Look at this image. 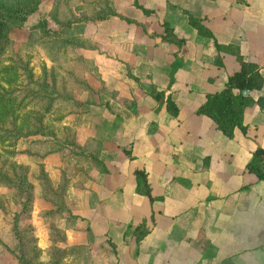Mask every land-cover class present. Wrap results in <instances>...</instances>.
Masks as SVG:
<instances>
[{"label": "crops", "instance_id": "0c3cea01", "mask_svg": "<svg viewBox=\"0 0 264 264\" xmlns=\"http://www.w3.org/2000/svg\"><path fill=\"white\" fill-rule=\"evenodd\" d=\"M136 5L114 0L115 15L70 28L89 40L77 50L93 68L68 122L81 153L100 162L76 156L82 164L66 190L76 218L64 230L62 264H264V183L245 168L252 151L264 149V0ZM187 13L212 36L197 34ZM236 54L263 81L241 92L251 99L245 132L228 138L195 110L239 68ZM166 98L176 115L166 111ZM44 166L57 181L58 155ZM135 170L144 172L151 201L136 192ZM140 225L145 232L136 237ZM49 242L39 229L38 246Z\"/></svg>", "mask_w": 264, "mask_h": 264}, {"label": "rangeland", "instance_id": "374dc122", "mask_svg": "<svg viewBox=\"0 0 264 264\" xmlns=\"http://www.w3.org/2000/svg\"><path fill=\"white\" fill-rule=\"evenodd\" d=\"M0 2L28 9L32 0ZM105 8L114 10V0H38L35 10L18 27L0 31V37L6 34L9 39L0 51V128L17 131L14 136L9 131L8 139L0 137V252L4 254L0 264L10 260L52 264L59 259H52L55 247L64 254V230L76 218L67 207L66 190L70 173L82 162L75 156L76 148L65 142L72 134L75 140L68 121L79 107L71 111L69 101L60 102L58 95L79 93V76L84 80L85 73L93 68L86 59L85 65L76 60V54H81L71 47L72 38H80L85 45L89 40L71 34L72 24L78 19L87 21L82 19ZM42 20L48 31L39 26ZM52 146L56 148L50 149ZM56 154L63 168L52 182L44 165ZM39 229L50 241L45 248L38 246ZM9 240L15 243L11 250ZM22 253L25 262L18 260Z\"/></svg>", "mask_w": 264, "mask_h": 264}, {"label": "trees", "instance_id": "16d2710c", "mask_svg": "<svg viewBox=\"0 0 264 264\" xmlns=\"http://www.w3.org/2000/svg\"><path fill=\"white\" fill-rule=\"evenodd\" d=\"M37 3L38 0H32L31 6L28 9H20V8L7 7L0 2V31L12 27H18L22 22H24V20H26L27 16L32 11L35 10ZM133 4L136 5V0H133ZM139 8L142 10V12L146 14L150 12L148 9L144 7L139 6ZM100 10L101 11L96 13L94 16L90 17L92 21L104 19L110 15L116 14L115 11L110 8H105ZM90 18H83L82 20L88 21L90 20ZM187 20L188 23L196 30L197 34L201 36H205L207 38H210L212 36L210 31L206 29L204 25L201 23L200 19L195 18L187 13ZM77 21L79 22L81 21V19H78ZM161 24L163 25L165 36H167L168 40L177 42V39L173 35H170L168 33L169 32L168 26L164 23ZM59 25L61 26L63 24L59 23ZM39 26H41V28H43L44 30L46 26L45 21L44 20L40 21ZM45 30L48 31V29ZM8 42L9 39L6 34L0 37V51L6 46ZM71 44H72L71 47L73 49L83 48L87 46V44L85 45L80 38H72ZM213 44L216 48H219V45L216 42H214ZM236 57H238L237 54ZM76 60L82 61V63L85 65V59L78 54H76ZM238 60H239V68L227 75L223 88L219 91L206 94L204 101L195 110L196 114H202L209 117L214 123L215 128L228 138H232L235 131H239L242 134L245 132V126L242 123V112L244 107L251 103V99L246 95H242L241 93L242 90L259 89L263 81L262 77L259 75L257 71L256 65L249 62H244L239 57ZM78 82L81 85V87L78 88V90H81L82 88H86L85 82L84 80H82L81 76H79ZM155 96H157V94ZM58 99H60V102H63V100L67 99L69 101L68 103L71 106V111L72 109L74 110V108H78L81 106V104L74 97V94L71 93H68L66 96L63 94L62 95L59 94ZM261 100H262L261 98L257 99L259 105ZM165 109L171 115H176L178 110L177 105L169 98H166L165 100ZM73 112H75V110L72 111V113ZM9 131L13 132V136L17 134L16 133L17 131L14 128H10V127H8V129L0 128V132L3 134L0 137H3L4 139H8L9 138L8 136H10L8 134ZM65 142L68 143V145L72 146L73 148H76L75 156H77L78 154L79 156L84 155L81 153V150H83V148L79 147L75 143L73 134H72V138ZM55 148H56L55 146H52L50 149H55ZM78 150H80V152ZM89 157L93 160L92 162L95 163L100 162L95 154L89 155ZM245 168L248 172L253 173L258 180L264 183V149L263 148L256 147L252 151L250 159L245 164ZM134 179H135L136 192L145 195L148 198V200L151 201L153 197L150 195V189L146 181L144 172L141 170H135ZM65 190L66 189H64V191ZM60 209H64V207L60 206ZM73 216L74 215H71V217ZM12 228L14 230L15 239L16 241H18L19 244V242L21 241L19 237H17L16 235L15 232L16 227L13 226ZM144 232L145 231L143 230L142 225L136 227L134 230L136 237L141 236ZM54 251L55 253L51 254L52 259H54L55 256L60 260L59 259L55 260L52 264H59L62 261V251L57 249L56 247ZM18 260L25 262L23 258V253L19 255Z\"/></svg>", "mask_w": 264, "mask_h": 264}, {"label": "built area", "instance_id": "2783aa9c", "mask_svg": "<svg viewBox=\"0 0 264 264\" xmlns=\"http://www.w3.org/2000/svg\"><path fill=\"white\" fill-rule=\"evenodd\" d=\"M248 90H242V93H246Z\"/></svg>", "mask_w": 264, "mask_h": 264}]
</instances>
